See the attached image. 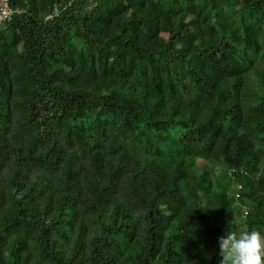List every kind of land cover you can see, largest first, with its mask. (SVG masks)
<instances>
[{"label": "trees", "instance_id": "trees-1", "mask_svg": "<svg viewBox=\"0 0 264 264\" xmlns=\"http://www.w3.org/2000/svg\"><path fill=\"white\" fill-rule=\"evenodd\" d=\"M9 5L0 264H219L264 232V0Z\"/></svg>", "mask_w": 264, "mask_h": 264}, {"label": "clouds", "instance_id": "clouds-1", "mask_svg": "<svg viewBox=\"0 0 264 264\" xmlns=\"http://www.w3.org/2000/svg\"><path fill=\"white\" fill-rule=\"evenodd\" d=\"M219 264H264V232L229 228L218 237Z\"/></svg>", "mask_w": 264, "mask_h": 264}, {"label": "built area", "instance_id": "built-area-1", "mask_svg": "<svg viewBox=\"0 0 264 264\" xmlns=\"http://www.w3.org/2000/svg\"><path fill=\"white\" fill-rule=\"evenodd\" d=\"M18 9H13L9 5V0H0V24L4 21L10 20L14 12H18ZM238 189H240V185L237 184L236 186ZM235 197H239V192L235 193ZM243 208V217L246 215V209Z\"/></svg>", "mask_w": 264, "mask_h": 264}]
</instances>
